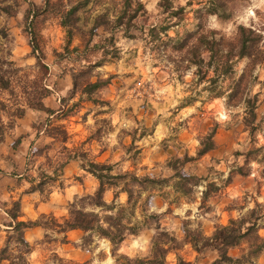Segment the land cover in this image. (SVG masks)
<instances>
[{
	"label": "clouds",
	"instance_id": "1",
	"mask_svg": "<svg viewBox=\"0 0 264 264\" xmlns=\"http://www.w3.org/2000/svg\"><path fill=\"white\" fill-rule=\"evenodd\" d=\"M51 4L67 13L77 0ZM76 16L83 33H97L90 47L112 42L87 57L60 58L50 43L43 49L34 43L60 30L63 17L50 0H0V76L13 80L7 89L0 86V101L31 117L26 123L0 109V264H69L72 255L65 248L74 228L36 215L37 229L17 230L13 210H32V204L15 208L17 193L61 219L87 221L72 241L87 264H182L178 252L188 250L198 254L195 264L211 256L229 264L228 249L239 251L235 264H264V0H90ZM100 16L108 30L95 26ZM13 21L18 36L10 30ZM200 37L215 48L200 44ZM177 40L187 43L181 48ZM89 69L102 86L82 92L74 73ZM112 80L120 85L105 102ZM37 99L44 107L32 105ZM49 102L54 112L46 110ZM83 102L92 107L73 113L77 126L96 152L112 153L110 169L91 167L96 152L87 145L70 150L68 139L49 134L48 121ZM206 108L217 128L242 129L218 156L212 155L214 130L198 128ZM168 149L175 155L166 159ZM69 164L81 178L63 175ZM237 176L242 183H234ZM214 197L222 199L210 204Z\"/></svg>",
	"mask_w": 264,
	"mask_h": 264
},
{
	"label": "rangeland",
	"instance_id": "2",
	"mask_svg": "<svg viewBox=\"0 0 264 264\" xmlns=\"http://www.w3.org/2000/svg\"><path fill=\"white\" fill-rule=\"evenodd\" d=\"M69 2H71V0H69ZM90 2V0H77V4L75 7H77L78 9L80 8H85L86 5ZM101 0H96V3H100ZM50 8H52V10L61 15L64 19V16H66L67 13H65L62 9V7L60 6H56V7H52L51 4V0H50ZM77 9V11H78ZM76 11V12H77ZM183 11V9L181 10V12ZM76 12L73 13L72 15H70L69 17H67L68 19V28H65L64 26L60 27L59 31H54L50 37L49 41H44L41 42L39 40H34V43L36 45V47L38 49H43L44 47L48 46V44L50 43L51 47L53 48L55 54L57 56H59L60 58L64 57V54L67 53L69 55L73 54V53H79L80 55H83L85 57H87L91 52L93 51H97L99 50L100 47H107V44L111 43V40H104L102 39L101 43L96 45L94 48L90 47V37L92 35H97V33H95L94 29L88 33L85 34L82 32L81 28L77 27V24L80 21V17L76 16ZM40 12L37 11L36 16L39 17ZM128 14L126 13V16ZM174 15H180V13H174ZM27 19V17H26ZM84 21L85 23L88 22V17L87 15H85L84 17ZM63 22V20H62ZM129 22V20H128ZM101 24H104L105 30H108V26H107V20L104 16H100L97 17L95 20V26L99 27ZM16 22L13 21L11 26H10V30L13 32L14 35L18 36L19 34L15 31L16 30ZM31 28L33 30V34L35 35V29H36V20H33ZM28 29H25V31H27ZM98 35H100L101 37H103V32L99 33ZM74 41L78 42V43H74ZM179 41V40H177ZM208 43H211L209 41H207ZM204 44V43H203ZM178 46V45H177ZM61 49H63V51H61ZM195 54V53H194ZM110 55L113 56V58L115 57V53H111ZM78 58V57H77ZM103 63V62H101ZM90 69L87 71L88 75L84 76L83 79H79V89L83 92V90L85 89V85L88 83V81H92V82H97V80H93L90 78ZM80 73V72H79ZM79 73H74V75H78ZM112 75H115V73H113ZM107 83V82H104ZM112 84V88L110 89V92L112 93V95H106L103 96L102 99L105 102H110L113 99V96L115 94V89L116 87H118L120 85V81L119 80H112L111 81ZM102 85L100 84V87ZM92 97H89V101H92ZM64 103H67V101H64ZM55 105V104H53ZM76 104L71 105L69 108L70 111H68L66 113V117L64 116L63 118H57L56 121H53L52 123L54 124V127H59V126H66V122L64 121H72L73 123L77 124V120L79 119L78 116L73 115V113L76 112L77 109H84L87 110L89 108L92 107V103L91 102H83V103H77ZM75 106V107H73ZM68 108V109H69ZM16 109V107H9V112L10 114H12L13 110ZM144 114H141V116H143ZM71 117H73L74 119H71ZM211 111L210 109L206 108L205 109V115L201 118L200 122L198 123V128L201 132V134L206 133L209 129H213L214 130V134H215V151L212 153L213 156H218L220 155L226 148H228L234 138V136L236 135L237 131H240L242 129H237V130H231V131H225L224 129H220L217 128L213 121L211 120ZM140 117H138L139 119ZM59 122V123H58ZM152 128V123L151 120L148 119L147 122V129L150 130ZM79 135L78 133H75L74 136L78 135V138H76L75 140L73 139L71 141V143L69 144L71 147H75L74 150L78 151L80 150L82 145H87L88 148L90 150H93L94 152H96V145L93 144H88V141L90 140V137L88 134H86L83 129L79 128ZM68 131V130H67ZM252 131H255V127H253ZM69 133V131H68ZM184 135H187V133H185ZM181 139H183V136L181 137ZM78 142V145L75 146ZM124 144L126 147H131L133 144L132 140L129 139H125ZM72 150V149H71ZM139 154V153H137ZM175 153L172 152L171 149H168L166 153L163 154L164 158H168V157H172L174 156ZM159 159V158H158ZM111 160H112V153L110 152H103V153H99L96 152V156L95 159L92 162L95 163H107L111 165ZM203 174V171H202ZM81 178V177H79ZM243 181L241 180V178L239 176H237L235 178L234 183H242ZM91 181H85V187H91ZM222 197H214L212 201H210V204H214L216 202H218L219 200H221ZM228 202L224 201V206L227 207ZM48 218L52 217V216H46ZM59 222H63L64 219H59L56 218ZM68 219V218H67ZM40 221V220H38ZM41 222V221H40ZM83 235V234H82ZM81 235V236H82ZM68 237V236H67ZM76 238H68V242H67V246L65 248L66 252H71L72 255L70 257H68V261L69 264H87L89 257L82 254V253H78L76 252L73 247H72V241H74ZM229 254L235 258H237L239 256V251L238 249H230ZM178 255L180 258L184 259L185 261L191 263V264H195V261L197 259V253L195 252H191L190 250L188 251H179ZM216 257L215 256H211V257H205L203 260V264H211L215 261Z\"/></svg>",
	"mask_w": 264,
	"mask_h": 264
},
{
	"label": "trees",
	"instance_id": "3",
	"mask_svg": "<svg viewBox=\"0 0 264 264\" xmlns=\"http://www.w3.org/2000/svg\"><path fill=\"white\" fill-rule=\"evenodd\" d=\"M129 3H130V0H129ZM77 7H73L72 10L70 12H67L66 16H64V19H63V22H62V26H64L65 28H68V18L70 15H72L73 13H75L77 11ZM182 10V9H181ZM137 12H139V9H137ZM126 13H123L121 15V21H123L124 19V16H126ZM131 19H135V16H132L130 19H129V25H131ZM119 23V22H118ZM165 29H161V31H163ZM152 35L155 39H158L157 37V33H156V30L153 29L152 30ZM189 39H191V36H189ZM249 37L246 36L244 38V42H245V47H247V41H248ZM187 41H184L183 43H181V41H176V45H178V47H184V44H186ZM199 43L200 44H205V43H208L207 40H205L203 37H200L199 38ZM211 44V46L213 48H215V44L214 43H209ZM37 48V47H36ZM230 69L229 68H225V72H228ZM44 71L46 72L47 71V68L44 69ZM88 75V72L87 71H81L78 75H76V79L77 81L79 79H81V77H84ZM13 83V80L10 78L8 80H5L3 76H0V86L4 87V88H9L10 85ZM213 83H215V81H213ZM100 84L101 82L97 81V82H92V81H88V83L85 85V89L83 90V92H92L93 90L95 89H98L100 88ZM77 87H79V81H78V84H77ZM47 91L45 90L44 91V95H47ZM91 98V97H90ZM31 103L33 106H36V105H39L40 107H44V105L42 103L39 102V100H31ZM251 103V102H250ZM77 105V104H76ZM75 105V106H76ZM73 106V107H75ZM0 109H6V110H9V106L7 104H5L3 101H0ZM71 108L68 109V111H70ZM47 111L49 112H54V110L50 109V108H47L46 109ZM64 112L63 114V117L65 116L66 117V113L68 112ZM19 114V117L20 119L23 118L26 114L25 110L23 108H20V107H16V109L13 110L12 112V115H16V114ZM63 117H58L59 118H63ZM48 124H49V134L56 137V139H60L61 137H64L66 139L69 138V133L67 131V129L64 127V126H57V127H54L52 126V121H48ZM59 134V135H58ZM0 140H4V136H3V128L0 127ZM19 143V140L16 142V144ZM211 147V145H209ZM112 165L110 164H107V163H95V162H92L91 163V167L93 169H99V168H107V169H110ZM45 179H50V178H45ZM101 179H107L110 183H114L115 182V179L117 178H112V177H104V176H101ZM155 183V182H153ZM42 187V185H41ZM15 205V208L16 209H19L20 208V203L19 202H16L14 203ZM14 218H17V224H16V228L17 230H19L20 228H28V227H31V228H34V227H38L39 224L41 223L40 221H35V222H26V221H23V220H20V212H16L15 210H13L12 212ZM43 217H46V216H43ZM49 219H53L54 222L60 224L61 227H64L65 225H67V227L69 229H80V227L82 226H87V221H85L84 219H80L77 223H72V221L70 219H64L63 222H59L55 217H50ZM227 226V225H226ZM225 226V227H226ZM71 230H69L68 232H70ZM67 232V233H68ZM25 235V233H24ZM66 240H68V237L66 236ZM68 242V241H67ZM229 251L230 249H228L226 252H225V255H224V259H226L227 261H229V264H235L237 258L231 256L229 254ZM181 261H182V264H191L187 261H185L184 259L180 258ZM211 264H219V260L216 259L213 263Z\"/></svg>",
	"mask_w": 264,
	"mask_h": 264
},
{
	"label": "crops",
	"instance_id": "4",
	"mask_svg": "<svg viewBox=\"0 0 264 264\" xmlns=\"http://www.w3.org/2000/svg\"><path fill=\"white\" fill-rule=\"evenodd\" d=\"M53 104H54V102H49L48 108H50V109H52V110L55 111V105H53ZM21 119L24 120L26 123L31 122V117L27 116V113ZM71 119H74V118L71 117ZM64 122H66L65 123L66 124L65 128L69 131V138H68V140L71 143V141L73 139L75 140L76 138H78V135H79V132L80 131L78 129L77 124L73 123L72 121H64ZM52 126H54V124H52ZM75 133H78V135L77 136H74ZM20 142L21 141L19 140V143L17 144V146H19ZM77 145H78V142H77V144L75 146H77ZM67 146L69 147L70 150L75 148L73 146L71 147L70 145H67ZM63 175L66 176V177L67 176H71V175H75V176H77V178L80 177L79 176V173L76 171V165L75 164H69L67 167H65L64 168V171H63ZM6 184H7V187L10 190H13L14 191L15 184L12 181H7ZM0 187H2V185H0ZM16 202H19L20 203V207L22 205L26 206L28 204H32V210H31L30 213L29 212L20 211V220H23V221H26V222H32V221L35 222V221H38L37 219H34L33 218L36 215H39L40 217H43V216H53L55 218L61 219L60 216L56 212H54L52 208L45 207V205L42 202H38V201H35V200L30 199L26 194L17 193L13 197V204L16 203ZM63 219H67V217H65ZM227 223H228L227 222V219L225 218L224 225L226 226ZM37 228L38 227H34L32 229L35 230ZM33 234H34V232H27V233H25V235H33ZM82 234L83 233L81 231H79V229H77L75 231L68 232L67 233V236H68V238H77L78 236H81Z\"/></svg>",
	"mask_w": 264,
	"mask_h": 264
}]
</instances>
